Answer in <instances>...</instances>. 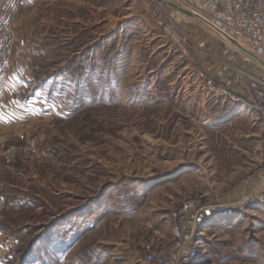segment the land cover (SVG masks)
<instances>
[{"label":"rangeland","instance_id":"1","mask_svg":"<svg viewBox=\"0 0 264 264\" xmlns=\"http://www.w3.org/2000/svg\"><path fill=\"white\" fill-rule=\"evenodd\" d=\"M0 2L14 22L0 89L24 82L32 100L0 127V264H142L193 200L205 211L183 228L197 264H264V202L243 184L259 161L243 91L264 77L255 60L169 6L194 13L179 0Z\"/></svg>","mask_w":264,"mask_h":264},{"label":"built area","instance_id":"2","mask_svg":"<svg viewBox=\"0 0 264 264\" xmlns=\"http://www.w3.org/2000/svg\"><path fill=\"white\" fill-rule=\"evenodd\" d=\"M191 11L204 16L213 26L224 34L238 33L252 44L264 51V0H179ZM229 35V34H228ZM14 40V22L11 16L0 20V54L8 52ZM195 75L203 80L208 92L215 97H232L225 83L216 82L206 77L201 70ZM247 86L243 89L246 101L251 103L262 123L258 143L259 161L253 171L247 175L243 184L250 188V198L254 202H264V77L247 75ZM238 84H242L238 81ZM228 87V86H227ZM34 148V141L23 147H12L17 153H29ZM204 208L199 200L184 203L171 214L174 222L171 239L162 251L147 250L141 260L142 264H197L199 245L193 235H186L184 226L190 217H202ZM188 223V224H187ZM184 225V226H183Z\"/></svg>","mask_w":264,"mask_h":264},{"label":"crops","instance_id":"3","mask_svg":"<svg viewBox=\"0 0 264 264\" xmlns=\"http://www.w3.org/2000/svg\"><path fill=\"white\" fill-rule=\"evenodd\" d=\"M2 4L3 3L0 2V8ZM3 67L4 65L2 61H0V73L1 70H3ZM29 88H31V86H28L27 84L22 82L19 85L18 89H12L11 94L8 97H6L4 93L1 91L2 89H0V127H7L13 124V121H15L17 118V117H13L14 112L20 115L21 113L20 106H22V104H28L29 106H31L32 100L29 99L27 101H23L21 99V96L23 95V93L21 94V92H23L24 89H29ZM1 249L2 247L0 246V252Z\"/></svg>","mask_w":264,"mask_h":264},{"label":"bare ground","instance_id":"4","mask_svg":"<svg viewBox=\"0 0 264 264\" xmlns=\"http://www.w3.org/2000/svg\"><path fill=\"white\" fill-rule=\"evenodd\" d=\"M179 14H181L182 16L192 19V20H198L201 21L202 23L208 25L209 27H211L212 29H214L219 35H221V37H223L226 41H228L237 51L244 53L245 55L249 56L251 59H253V61L255 60V63H258L262 68H264V61L260 60L259 58H256L255 56L251 55L250 53H248L245 43L242 42V39H232L231 37H229L228 35L224 34L223 32H221L220 30H218V28H216L215 26H213L211 23L207 22L205 18L199 16L196 13H192V12H178ZM250 59V60H251Z\"/></svg>","mask_w":264,"mask_h":264},{"label":"water","instance_id":"5","mask_svg":"<svg viewBox=\"0 0 264 264\" xmlns=\"http://www.w3.org/2000/svg\"><path fill=\"white\" fill-rule=\"evenodd\" d=\"M169 6L172 7L173 9H175L177 12H182V13H183L182 10L176 8L175 6H173V5H171V4H169ZM260 67H261V66H260ZM263 69H264V68H263Z\"/></svg>","mask_w":264,"mask_h":264}]
</instances>
